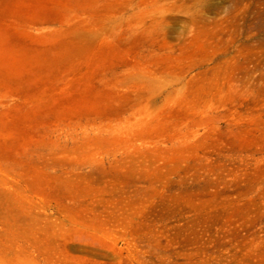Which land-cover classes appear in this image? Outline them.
<instances>
[{
    "label": "rangeland",
    "instance_id": "rangeland-1",
    "mask_svg": "<svg viewBox=\"0 0 264 264\" xmlns=\"http://www.w3.org/2000/svg\"><path fill=\"white\" fill-rule=\"evenodd\" d=\"M0 264H264V0H0Z\"/></svg>",
    "mask_w": 264,
    "mask_h": 264
}]
</instances>
